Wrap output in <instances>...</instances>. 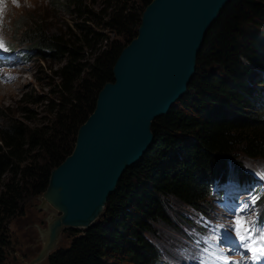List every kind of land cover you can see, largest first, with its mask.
I'll return each mask as SVG.
<instances>
[{
    "label": "trees",
    "instance_id": "obj_1",
    "mask_svg": "<svg viewBox=\"0 0 264 264\" xmlns=\"http://www.w3.org/2000/svg\"><path fill=\"white\" fill-rule=\"evenodd\" d=\"M63 1L83 20L68 33L36 23L18 29L31 55L62 64L46 121L30 126L8 117L0 124V264H6L10 220L24 214L25 203L46 189L50 171L71 153L79 126L98 91L113 81V64L137 35L151 0H103L97 11L95 2ZM257 24L264 30V0L225 4L204 36L186 93L152 121L147 152L122 174L99 220L86 230H64L70 241L50 252L47 264H168L180 258L176 249L164 258L149 236L155 225L171 224L170 198L209 220L210 186L256 178L236 156L264 159V40ZM185 245L194 247L178 248Z\"/></svg>",
    "mask_w": 264,
    "mask_h": 264
},
{
    "label": "water",
    "instance_id": "obj_2",
    "mask_svg": "<svg viewBox=\"0 0 264 264\" xmlns=\"http://www.w3.org/2000/svg\"><path fill=\"white\" fill-rule=\"evenodd\" d=\"M229 0H151L137 35L113 67V81L76 134L69 155L50 171L40 198L51 214L41 245L28 264L46 259L65 229L86 230L104 212L122 174L153 142L152 121L169 113L186 93L208 29Z\"/></svg>",
    "mask_w": 264,
    "mask_h": 264
},
{
    "label": "rangeland",
    "instance_id": "obj_3",
    "mask_svg": "<svg viewBox=\"0 0 264 264\" xmlns=\"http://www.w3.org/2000/svg\"><path fill=\"white\" fill-rule=\"evenodd\" d=\"M85 1L88 4L95 2L93 8L97 11L103 0ZM82 21L75 13L67 9L66 2L63 0H0V44L3 45L0 47V124L4 123L8 117H12L30 126H39L49 118L46 103L57 101L58 78L55 72L62 62L50 56L44 58L36 53L31 55L29 51H26L27 43L22 44V40L19 39L20 25L42 24L49 32L65 34L74 28L76 23ZM255 27L262 31L261 38L264 40L263 27L259 24ZM101 31L112 36V33L105 29L101 28ZM17 49L26 51L31 57H20ZM243 61L254 69L253 65L246 60ZM13 69L20 70V75L17 76V72ZM259 75L264 78V72L260 71ZM38 97L42 99L37 101ZM236 160L242 164L244 170L253 172L264 181L263 158L251 159L237 155ZM211 189L210 186L209 218H213V225L225 226L219 230V235L223 237L230 231L228 225L235 214L234 209L247 204L239 197L246 188H238L234 184L219 186L218 190L224 192V195L217 194L214 199ZM40 195L29 199L24 205V214L13 218L8 224L10 244L6 248V264H28L40 248L41 231L45 229L48 218L51 214H59L49 206L44 209ZM167 203L171 224L155 225V233L150 235L149 239L162 249L164 258L167 257L166 253L169 254L171 250L176 249L180 258L169 259L168 264H201L205 256L219 255L217 246L224 250L223 255L229 258V264L233 262L253 264L247 259L246 252L243 253L242 259L243 250L222 239L215 242L202 239L201 241L205 244L204 250L208 248L207 253L189 245H185L188 246L187 249L178 248L188 242L193 243V239L198 240L196 232L205 229L207 220L201 219L200 214L174 198H170ZM251 209L250 206L247 207V210L251 211ZM69 241L68 233L63 231L57 246H66ZM36 264H47V260L43 259ZM258 264H264V261Z\"/></svg>",
    "mask_w": 264,
    "mask_h": 264
},
{
    "label": "snow or ice",
    "instance_id": "obj_4",
    "mask_svg": "<svg viewBox=\"0 0 264 264\" xmlns=\"http://www.w3.org/2000/svg\"><path fill=\"white\" fill-rule=\"evenodd\" d=\"M0 47L3 45L0 44ZM256 199L257 197L252 198L253 204ZM247 207V204H242L234 209L235 214L228 225L230 231L225 233L223 237L219 235V230L225 226L216 225L212 229V235L205 239L213 242L222 239L226 243H232L235 247L243 250L241 252L242 259L244 258L243 253L246 252L248 254L247 259L251 260L253 264H257V262L264 261V222H260L255 214L246 215ZM204 251L207 253L208 248ZM223 251L217 246L219 255L205 256L201 264H229V258L223 255Z\"/></svg>",
    "mask_w": 264,
    "mask_h": 264
},
{
    "label": "bare ground",
    "instance_id": "obj_5",
    "mask_svg": "<svg viewBox=\"0 0 264 264\" xmlns=\"http://www.w3.org/2000/svg\"><path fill=\"white\" fill-rule=\"evenodd\" d=\"M13 70H15V71L17 72V73L15 72L17 76L20 75V72H21L20 70H16V69H13ZM11 71H12V70H11ZM15 73H14V74H15ZM0 84H1V83H0ZM0 86H1V85H0Z\"/></svg>",
    "mask_w": 264,
    "mask_h": 264
}]
</instances>
